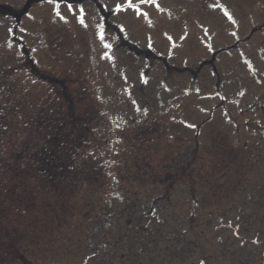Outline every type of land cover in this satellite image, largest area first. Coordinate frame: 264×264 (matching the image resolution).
<instances>
[{
	"label": "rangeland",
	"instance_id": "rangeland-1",
	"mask_svg": "<svg viewBox=\"0 0 264 264\" xmlns=\"http://www.w3.org/2000/svg\"><path fill=\"white\" fill-rule=\"evenodd\" d=\"M132 3L0 0V264H264V0Z\"/></svg>",
	"mask_w": 264,
	"mask_h": 264
},
{
	"label": "snow or ice",
	"instance_id": "snow-or-ice-1",
	"mask_svg": "<svg viewBox=\"0 0 264 264\" xmlns=\"http://www.w3.org/2000/svg\"><path fill=\"white\" fill-rule=\"evenodd\" d=\"M49 2L52 3L53 0H49ZM145 2L155 3V0H140V3H145ZM126 3H127V6L129 8H132V9H134L136 11L137 15L141 14L139 7L136 4H133L132 0H126ZM156 6L159 7V5H156ZM214 6H218V5H214ZM122 8H123V5L118 3V4H116L115 10L116 11H120ZM57 14L59 15V13H57ZM224 14L228 17L229 20L232 19L231 15L227 11H225ZM80 22L83 23V19L82 18L80 19ZM99 27H102V25L99 26ZM98 35H101V38H102V33H98ZM201 264H203V262H201Z\"/></svg>",
	"mask_w": 264,
	"mask_h": 264
},
{
	"label": "trees",
	"instance_id": "trees-1",
	"mask_svg": "<svg viewBox=\"0 0 264 264\" xmlns=\"http://www.w3.org/2000/svg\"><path fill=\"white\" fill-rule=\"evenodd\" d=\"M71 101H69V103H70ZM43 137H45V135L43 136ZM46 139V138H45ZM32 158H33V152H31V155H30ZM22 161H24V159L22 160ZM31 164V162L30 161H26V166H29ZM16 167H17V165H16ZM42 168H39V170H41L42 172H43V174L45 175V177H46V179H47V182L48 183H50L53 179H52V176L50 175L52 172H50V170H49V168L48 167H46V166H41ZM17 169V171H20L21 169H18V168H16ZM31 169H33L32 167L29 169V170H31ZM67 171V168L65 167V168H62L61 169V174H63V173H65ZM6 193V196H9L10 195V192L9 191H6L5 192ZM11 197H13V196H9L8 198L10 199Z\"/></svg>",
	"mask_w": 264,
	"mask_h": 264
}]
</instances>
